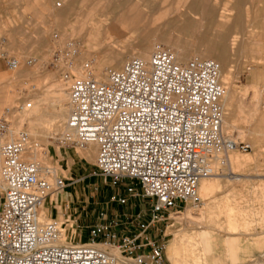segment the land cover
Here are the masks:
<instances>
[{
	"label": "built area",
	"instance_id": "obj_1",
	"mask_svg": "<svg viewBox=\"0 0 264 264\" xmlns=\"http://www.w3.org/2000/svg\"><path fill=\"white\" fill-rule=\"evenodd\" d=\"M219 69L213 59L179 62L156 45L149 60L127 59L120 69L109 70L105 81L73 80L64 143L95 142L98 174L113 183L131 180L122 193L109 195L111 203L126 205L138 196L152 201L148 212L126 219L123 233L117 232L121 222L100 211L87 243H63L64 220L39 222L37 209L46 195L65 188V180H50L45 167L23 159L24 132L2 143L0 264H116L113 248L137 264H165L162 227L169 212L182 204L198 206L199 180L224 164L220 160L214 167L215 156L251 149L222 133L225 90ZM6 128L1 118L0 131Z\"/></svg>",
	"mask_w": 264,
	"mask_h": 264
},
{
	"label": "rangeland",
	"instance_id": "obj_2",
	"mask_svg": "<svg viewBox=\"0 0 264 264\" xmlns=\"http://www.w3.org/2000/svg\"><path fill=\"white\" fill-rule=\"evenodd\" d=\"M49 1L55 0H0V119L7 120V128L0 131V136L4 137V140L0 139V145L18 139L21 132H24L27 138H43L42 136L31 137L27 134L25 127L16 128L15 118L9 109L15 102L14 109H19L18 107L24 101L29 102L23 96L19 99L14 97L24 87L30 89L33 87L32 90L46 93L53 92L57 88L51 85L52 80L61 84L67 80L66 76L72 75L75 78L77 73H72L69 67H73L77 62L71 60L70 53L76 47L84 48L89 52L94 48L113 47L117 51L120 50V53H126L131 49L132 51L137 50L135 46L137 42L138 44L143 43L142 40L146 37L161 36L164 32L166 36H171L172 41L177 40L178 42L179 40L178 43L186 46L199 48L203 46V43L224 41L223 43L228 44L230 48L232 20L228 23L221 22L220 12L228 11L233 17L238 13L242 15L248 13L251 19L255 14L260 13L264 17V0H260L262 2L258 0H190L189 7H181L178 11L175 7L180 5V0H164V2L163 0H144L147 7L139 6L140 15L134 11L139 16L134 25L131 23L113 24L109 19L117 16L116 12L129 7L135 0H109L104 10L107 12L111 10L114 13L112 15L109 13L108 15L107 12L104 13L105 15L95 13L94 17L99 19V23L94 24L93 28L88 21L84 20L86 13L97 0H69L68 11L64 16H50L48 8L51 7V2ZM203 2L206 3V7L208 6L206 10L204 9L206 12L202 16L205 19L195 20L193 11ZM160 7L167 8V14L165 12L163 18L160 17L158 21H155L157 23H154L153 20L157 18ZM257 10L263 11L258 12ZM134 12L131 13L134 15ZM76 20L77 23H73ZM263 21L264 18L261 23L253 24L263 26L262 29L251 30L253 38L256 39L255 33L258 32H263L262 37L264 38ZM94 29V37L88 36L86 31L92 32ZM176 36L180 38L175 39ZM263 38L259 48L246 44L245 57L247 55V58L243 57L239 61L235 53L236 49H233L234 54L229 60L227 81L232 97L227 106L228 109L225 110V107L223 109L225 113L230 110L232 114L234 129L231 130L230 139L234 141L250 143L246 135L241 136L237 132L248 126L250 118L247 113L254 102L260 100L261 107L264 109L263 65L251 62L252 56H259L263 58L264 63ZM161 46L169 50L168 45ZM256 49L261 50L260 53L256 54ZM9 59L17 60L18 65L14 69L8 66ZM123 64L121 63L118 69ZM19 69L23 70L22 73H19ZM80 76H89V72L84 71ZM239 104L243 107L242 110L239 109ZM11 124L13 127L9 129ZM27 138L25 148L28 149L26 150H30L33 143L39 145L43 143L39 139L31 141ZM48 138L52 147L51 152L46 154L41 148L39 153L42 157H46L51 165L50 180L54 177H61L65 180L66 186L60 191L45 196L44 205L47 203L51 207V214L46 219L64 220L63 242L87 243L89 241L88 228L98 219V213L106 210L107 214H110L111 205L115 206V209L119 208L117 204L109 201V195L121 193L125 186L132 182L121 179L113 183L110 178L98 174L96 170L98 150L92 160L80 157L75 151L86 148L88 144L84 146L66 144L59 139L58 134L55 135V139L52 136ZM53 147H57L60 152L56 153ZM228 152L238 155L240 160L233 161L230 165L225 160L226 153L219 155V161L213 164L214 167H218L220 160H224V164L206 178L210 188L204 195L199 194L201 198L196 210L192 204L187 203L169 212L162 227L165 229V264H230L224 244L232 237L238 241V245L235 246L234 264H264V147L255 148L251 145L248 151L231 150ZM0 186H2L1 181ZM135 191L140 192L138 186H135ZM49 198L52 199L51 203ZM133 199L139 200L143 208L152 204L151 200L141 196L133 197ZM130 202V200L127 201V207ZM41 213H43V205L38 210V215ZM144 213L143 211L140 214ZM106 219L112 218L106 217ZM117 232H125L124 225L119 227ZM157 235L161 237V233L154 234V236ZM203 235L207 236L206 242L213 248L210 257L214 258L206 263L200 260L193 262L191 260L196 251L194 246L189 244ZM173 240L179 244L189 243L188 246L185 244L182 246L183 248L175 258L168 254V245ZM116 249L119 251L118 248L112 250ZM123 261L129 264L132 260L130 257H123ZM119 264H123L122 261H119Z\"/></svg>",
	"mask_w": 264,
	"mask_h": 264
},
{
	"label": "bare ground",
	"instance_id": "obj_3",
	"mask_svg": "<svg viewBox=\"0 0 264 264\" xmlns=\"http://www.w3.org/2000/svg\"><path fill=\"white\" fill-rule=\"evenodd\" d=\"M258 1H260V0H258ZM49 2H51V1H49ZM163 2H164V0H163ZM260 2H262V1H260ZM107 4H109V0H97V1H95L94 6L91 7L90 10H88V12L86 13V17H85L84 21H88V23L92 27L94 24H98L99 19L94 17V14L99 13L100 15H105L104 13L107 11H105L104 9L106 8ZM179 4H178L179 6H177V8L175 7V9L177 11L181 7H189V5L191 3H190V0H180ZM251 4H253L252 1H251ZM50 6L51 7L48 8V13L50 16H57V15L58 16H64L65 13L68 11L69 0H60V1L55 0V1L50 3ZM139 6L142 8L147 7V5L144 3V0H135L134 3H132L129 7L123 8V9L119 10L118 12H116L117 16H114L113 18L110 17L111 19H109V18L108 19H109V21L111 20L110 22L113 24L131 23L134 25L136 23V21L138 20V17H139V16H137V14L139 13V15H140V13H141L138 10ZM205 7H206V3L203 2V3H201V5L199 7H197V9L195 11H193V15L195 16L194 17L195 20L204 18V17H202L203 13L206 12V11L204 12V9L206 10L208 6L206 8ZM226 8H225V10H226ZM259 8H261V7H259ZM141 10L143 11V9H141ZM132 11L133 12L135 11L137 13L136 14L134 12L135 13L134 15H136L135 17H133L134 15L131 13ZM255 11H256V8H255ZM261 11H263V10H259L258 12H261ZM165 12L167 14V8L165 9L163 7H160L158 12H157L158 16L155 20H153V22L157 23L155 21H158L160 19V17L163 18L162 16ZM48 13H47V15H48ZM108 13L112 15L114 12L109 10L107 12V14ZM220 13L221 14H220L219 20L221 22H223V23L227 22L228 23L230 20H232V25L230 26V29H231L230 32L232 34V39L230 40V43L228 42L230 48H228V44L223 43L224 41L223 42L221 41L222 43H220V42L219 43H203V46H199V48H197L196 46H188V45L186 46V45H183L181 43H178L179 40H178V42H176L177 40L175 42L172 41L171 36H169V35L166 36V34L163 32V34L161 36L146 37L144 40H142V41H144L143 43L138 44V42H137V45H135L137 50L132 51V49H131L130 52H126V53L125 52L120 53V50L117 51V50L113 49V47L94 48L90 52L84 48H79V47H76L75 49H73L70 52L72 55L71 60H76L77 62L74 64L73 67H69V69H70V71H72V73L73 72L77 73L75 78H73V76L69 74L70 76H66L67 80L62 82L61 84L59 82L57 83V81L52 80L51 85H54L57 88L53 92H47L46 93V92H42V91H35V89L32 90L33 87L31 89L24 87L23 90H20L18 95L14 96L17 99H19L20 96H23L24 99L27 98L29 100V102L24 101L23 104H21L18 107L19 109H17V108L14 109L15 108L14 104L16 102L13 103L12 107L9 109V112L12 111L11 113H13L12 115L15 118L16 128H18V127L20 128L21 126L25 127L27 130V134H29L31 137L32 136H42L43 137V138H27V139H31V141L33 139H39V141H42L43 143L39 145L38 143L32 142L33 145H31L30 150H26L28 148H25V151L23 153V159L38 163L39 165L45 167L46 170L48 171V178H49V174L52 171L51 165L47 161L46 157H42L39 152H40L41 148H43V150H45L46 154L51 152L52 147H51V143L48 140L49 136H52L55 139V135L58 134L59 139L63 140V134H64L65 129H66V123H67L68 114H69V89H70V86H71L73 80L76 78L88 77V76H80L84 73V71H87V72H89V77H92L93 79H96L98 81H105L107 79V73H108L109 69L117 70L120 67L121 63L123 64V61L125 62L127 59H130L132 57H140L142 59L149 60L156 45H168L169 50L168 49L167 50L170 53H172L174 58L179 62L186 61L187 59L189 60L190 58L191 59H213V60L217 61L219 64V68H220L218 81L223 86V88L225 90V93H224L223 97L221 98V106H222V109H223V107H225V110L228 109L227 106L229 105L230 98L232 97L231 91H230L231 88L229 87V83L227 81L228 80V74H229L228 65H229V60L231 59V56L234 54L233 49H236L235 53L238 57V60L241 61L240 59L245 57L246 44L247 43L252 44L253 46L255 45V46H257V48H259L258 46H260V44H261L260 41L263 38L262 37L263 32H258L257 34L255 33V37H256V39H255V38H253L254 36L252 37L253 32L251 30H254L257 28L262 29L263 26L259 27V26H254L253 24L255 22L258 24L261 23L262 18H264V17H262L260 15V13H258L257 15L255 14V16L253 15L254 17L251 16V17H253V19L248 17L249 16L248 13H245L243 15L241 13H238L234 17L228 11L223 10V12H220ZM110 22H108V23H110ZM73 23H77V20L74 21ZM227 23H226V25H227ZM91 26H90V28H91ZM204 27H206V26H204ZM90 28H89V30H90ZM94 31H95V29L92 32L86 31V33L88 36H93ZM156 32H158L157 29H156ZM220 32H222V31H220ZM179 38H180L179 36H176L175 39H179ZM260 51L261 50L256 49L255 53L256 54L260 53ZM107 56H108V58L106 59ZM245 58H247V55ZM251 58H252L251 62L259 64V65H263L262 68L264 69V63L262 62V60H263L262 57H259V56L253 57L252 56ZM14 60H16V59H14ZM254 60H256V61H254ZM16 63H17V60H16ZM73 63H74V61H73ZM17 65H18V63L16 64V66ZM15 67H13L11 69H14ZM19 71H20L19 73H22L23 70L19 69ZM100 79H104V80H100ZM34 84H36V83L34 82ZM28 87H30V86H28ZM6 103H8V101ZM6 103L4 102L5 105H6ZM27 103H30V106H27ZM261 104H262V102L260 100L254 102L253 106H251V109L247 113L249 118H250L248 126L243 128V129L242 128L239 129L237 132L241 136L246 135V137L248 138V141H250V143H249L250 146L253 145L255 148L264 147V109H263V107H261ZM238 106H239V109L242 110L243 107L241 106V104H239ZM224 113L225 112L223 109L222 133H223L225 138L230 139L231 130L234 129L233 128L234 124L232 121V114L230 113V110L227 113H225L227 115H225ZM232 113H233V111H232ZM11 127H13L12 124L10 125L9 129H11ZM0 139L4 140V137L0 136ZM87 144L88 145L86 148L76 149L75 151L77 152V154L80 157H83L87 160H92L93 156L96 155V152L98 150V146L95 142H89ZM53 148L56 151V153L60 152V150L57 147H53ZM219 155L220 154H218L217 156L214 157V159L212 161L213 164H216V162L219 161L218 160ZM224 157H225V160L230 165H232L233 161L238 162L237 160H240V157H238V155H232V152H226ZM206 178L207 177H203L199 180V183L197 186L198 196H199V194L204 195L208 191V189L210 188V185H208ZM199 198H201V197L199 196ZM44 201H45V197L37 209V219L39 222H43L44 220H47L46 218L51 214V207L47 203H45V205H44ZM49 201L51 203L52 199L49 198ZM42 205H43V213L38 215V210L41 208ZM196 207L197 206H194V209ZM197 213H198V211H197ZM63 236H64V234H63ZM63 236H62V242H63ZM196 238H198V237H196ZM198 239H195V241L191 242L192 244L187 243L189 245L194 246V250L196 251L195 255L191 261L198 262L200 260L201 262L205 261V263H206V261L213 260L214 257L213 258L210 257V253L212 252L211 249H213V248L210 244H208L206 242L207 236L203 235V236H201V238H198ZM63 243H65V242H63ZM66 244H68V243H66ZM184 244L185 243L179 244L174 240L171 241L168 245L169 256L172 258H175V256L177 254H179V251L183 248L182 246ZM187 244H185V246ZM237 245H238V241L235 240L234 237L225 241L224 247H225V251H226V256L230 260V264H234V261L236 260V253H235L236 247L235 246H237ZM111 254L116 257V264H119V261H122L123 264L125 263L123 261V257L120 254V250L118 251L117 249L116 250L111 249ZM187 259H189V258H187ZM130 260H132L134 262L131 261L129 264H137L136 259L130 258ZM125 264H127V263H125Z\"/></svg>",
	"mask_w": 264,
	"mask_h": 264
},
{
	"label": "crops",
	"instance_id": "obj_4",
	"mask_svg": "<svg viewBox=\"0 0 264 264\" xmlns=\"http://www.w3.org/2000/svg\"><path fill=\"white\" fill-rule=\"evenodd\" d=\"M1 191H2V189H1V186H0V203H1V200H2V195H1L2 193H1ZM122 191H121V193H122ZM129 200L131 202H130V205L128 207H127V204H126L125 207H122L124 205L121 206V205H118L117 204L119 206V208L115 209V206L111 205V207H110V214H107V212L105 210L106 217L107 218H116L117 220H120L121 221V224L124 225L125 222H126V219L128 217L133 216L135 214H140L143 211L146 213L150 209V206H148L147 208L141 207V202L139 200L136 201L133 198H130Z\"/></svg>",
	"mask_w": 264,
	"mask_h": 264
}]
</instances>
